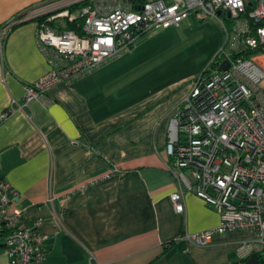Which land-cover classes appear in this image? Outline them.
<instances>
[{
	"label": "crops",
	"instance_id": "0c3cea01",
	"mask_svg": "<svg viewBox=\"0 0 264 264\" xmlns=\"http://www.w3.org/2000/svg\"><path fill=\"white\" fill-rule=\"evenodd\" d=\"M54 1L0 0V26ZM39 30L21 20L4 40L0 116H9L0 121V177L22 225L43 220L46 264L242 263L237 247L251 233L215 234L206 247L180 240L221 224L216 208L187 190L182 213L172 201L180 185L165 166V146L190 86L125 90L130 82H117L125 55L53 87L49 106H23L26 86L50 70ZM0 264H10L1 243Z\"/></svg>",
	"mask_w": 264,
	"mask_h": 264
},
{
	"label": "built area",
	"instance_id": "2783aa9c",
	"mask_svg": "<svg viewBox=\"0 0 264 264\" xmlns=\"http://www.w3.org/2000/svg\"><path fill=\"white\" fill-rule=\"evenodd\" d=\"M67 1L68 7L87 1L83 35L39 25L38 42L50 70L26 86L23 106L32 101L49 106L53 87L98 70L131 51L147 33L181 27L193 16L220 21L225 44L210 67L191 80L189 93L170 120L165 166L180 185L172 195L178 213L184 211L187 190L221 217L218 228L187 233L180 240L206 247L215 234L248 232L253 238L237 247L240 264L255 253L264 264V0H56L0 26V64L4 40L16 23L58 11ZM55 13L49 21L58 26L60 18L77 19L69 9ZM224 65L228 68L222 69ZM8 116L3 113L0 121ZM11 193L10 184L0 177V243L10 264H46L43 220L22 225L23 211Z\"/></svg>",
	"mask_w": 264,
	"mask_h": 264
},
{
	"label": "rangeland",
	"instance_id": "374dc122",
	"mask_svg": "<svg viewBox=\"0 0 264 264\" xmlns=\"http://www.w3.org/2000/svg\"><path fill=\"white\" fill-rule=\"evenodd\" d=\"M64 3L65 6L62 5L56 13L75 5L68 7L69 1ZM60 21L59 24L66 25L65 18ZM225 39L219 20H199L193 16L181 27L157 29L145 34L131 51L110 63L126 55L127 60L118 66L123 76L117 82L123 83L124 88L127 81L130 82L131 86L125 90L137 91L139 96L164 84L180 83L186 88L192 79L210 67Z\"/></svg>",
	"mask_w": 264,
	"mask_h": 264
},
{
	"label": "trees",
	"instance_id": "16d2710c",
	"mask_svg": "<svg viewBox=\"0 0 264 264\" xmlns=\"http://www.w3.org/2000/svg\"><path fill=\"white\" fill-rule=\"evenodd\" d=\"M133 1L143 2L144 0H133ZM86 5H87V1H83V2L77 3V4L69 7L70 12L77 14V19L74 21H70L69 19H66L67 22H66V25L64 27L58 26L57 22H55V20L49 21V18L54 15L53 12L45 14V15L37 17V18H34V19H31V21H37L39 23V25L50 24L54 28L57 27L60 30H69V31L71 30V31H75L79 35H83L84 16L82 15V9ZM25 15L26 14L20 15V16L14 18L13 20H11L10 22H17L18 20L22 19ZM10 22H8V23H10ZM16 26H17V23L12 28H14Z\"/></svg>",
	"mask_w": 264,
	"mask_h": 264
},
{
	"label": "water",
	"instance_id": "95a60500",
	"mask_svg": "<svg viewBox=\"0 0 264 264\" xmlns=\"http://www.w3.org/2000/svg\"><path fill=\"white\" fill-rule=\"evenodd\" d=\"M228 66L227 65H224L222 67V69H227ZM247 264H262L261 261H260V257L258 254H253L247 261Z\"/></svg>",
	"mask_w": 264,
	"mask_h": 264
}]
</instances>
